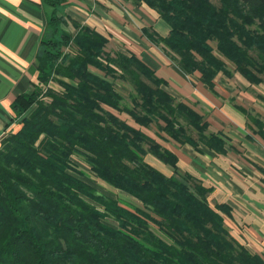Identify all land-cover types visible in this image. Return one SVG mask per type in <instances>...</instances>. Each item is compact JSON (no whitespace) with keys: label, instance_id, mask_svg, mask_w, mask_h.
Returning <instances> with one entry per match:
<instances>
[{"label":"trees","instance_id":"obj_1","mask_svg":"<svg viewBox=\"0 0 264 264\" xmlns=\"http://www.w3.org/2000/svg\"><path fill=\"white\" fill-rule=\"evenodd\" d=\"M136 1L168 24L167 37L150 39L186 74L199 75L210 89L218 74L232 71L252 85L264 83V0ZM42 2L56 8L64 1ZM51 22L63 24L56 16ZM107 43L89 27L41 42L38 83L14 101L21 121L0 143V264H264L231 236L223 219L230 208L211 206L210 189L176 173L175 154L141 128L154 124L158 139L200 142L216 154L224 153L225 141L206 135L203 117L168 95L140 59L111 56ZM116 80L131 87L130 105L116 92ZM49 82L61 90L42 92ZM242 112L261 132L263 124ZM74 155L141 208L70 174ZM147 155L173 174L148 164ZM109 218L116 226L104 222Z\"/></svg>","mask_w":264,"mask_h":264},{"label":"crops","instance_id":"obj_2","mask_svg":"<svg viewBox=\"0 0 264 264\" xmlns=\"http://www.w3.org/2000/svg\"><path fill=\"white\" fill-rule=\"evenodd\" d=\"M63 1L53 8L42 0H0V143L21 121L15 119L14 101L30 94L38 83L41 42L57 39L62 31L74 35L80 27H89L107 38V54L140 59L163 80L162 89L168 95L203 117L208 123L206 135L225 141L224 153L216 154L200 142L196 147L179 145L141 128L175 154L176 173L188 174L210 189L207 201L211 206L230 208V217L223 215V219L231 236L264 260V83L252 85L232 71L231 77L218 74L210 89L199 81V75L186 74L150 39L167 37L168 24L136 0ZM55 16L63 24L53 26ZM90 70L95 73L94 68ZM53 88L61 89L55 82ZM242 110L263 124L262 133ZM129 125L137 128L134 123ZM145 161L173 174L171 167L150 155Z\"/></svg>","mask_w":264,"mask_h":264},{"label":"rangeland","instance_id":"obj_3","mask_svg":"<svg viewBox=\"0 0 264 264\" xmlns=\"http://www.w3.org/2000/svg\"><path fill=\"white\" fill-rule=\"evenodd\" d=\"M227 65L232 70L231 66L229 64H227ZM94 72L99 74L100 76H103V73L96 70V69H94ZM113 83H114L113 85H114L116 92L123 98V103L125 105H130V95L133 94L131 87L127 83H122V82L117 81V80L113 81ZM118 117L120 119L126 121L129 124H133L132 123L133 121L126 114H120V115L118 114ZM17 126H18V124H15L14 127L16 128ZM144 131L147 134L151 135V134H154L156 132V127L154 124H152V125H150L149 128L144 129ZM145 148H147V146H145ZM168 168H170V167H168ZM70 170H68V172H70V174L80 178L82 181H84L85 183L90 185L97 193L105 195V196L112 198V199L119 200L124 205L141 208V205L137 200L131 198L130 196L126 195L125 193H123L121 191L113 189L112 187L106 185L102 181L95 178L94 175L90 172L89 164H87L81 157L74 155L71 158ZM77 173H80L81 175H78ZM86 200L90 204L99 208V206L96 203H94L88 199H86ZM104 222L108 225L116 226L115 221L110 219V218L105 219Z\"/></svg>","mask_w":264,"mask_h":264},{"label":"built area","instance_id":"obj_4","mask_svg":"<svg viewBox=\"0 0 264 264\" xmlns=\"http://www.w3.org/2000/svg\"><path fill=\"white\" fill-rule=\"evenodd\" d=\"M47 88H52V89H54V88H53V82H49V84H48L46 87L43 86V87L41 88V89H42V92H45ZM54 90H56V91H60L61 89H58V90H57V89H54ZM72 157H73V156H72ZM72 157H71V158H72Z\"/></svg>","mask_w":264,"mask_h":264}]
</instances>
